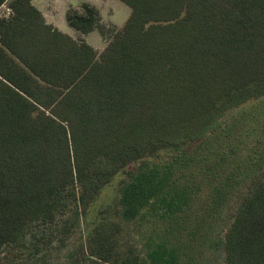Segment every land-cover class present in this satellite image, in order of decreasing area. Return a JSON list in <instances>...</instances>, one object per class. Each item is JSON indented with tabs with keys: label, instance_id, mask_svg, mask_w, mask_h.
Returning a JSON list of instances; mask_svg holds the SVG:
<instances>
[{
	"label": "trees",
	"instance_id": "trees-1",
	"mask_svg": "<svg viewBox=\"0 0 264 264\" xmlns=\"http://www.w3.org/2000/svg\"><path fill=\"white\" fill-rule=\"evenodd\" d=\"M120 1L130 14L98 53L47 23L32 0H0L11 9L0 16V253L59 213L78 215L116 170L153 157L122 183L121 214L165 224L148 264H189L180 233L198 217L194 180L213 178L223 190L264 156L261 104L224 118L264 95V0ZM66 21L80 34L105 33L87 2ZM203 134L211 150L225 149L209 164L214 175L185 171L187 149L157 159ZM223 245L225 264H264V178L242 199Z\"/></svg>",
	"mask_w": 264,
	"mask_h": 264
},
{
	"label": "rangeland",
	"instance_id": "rangeland-1",
	"mask_svg": "<svg viewBox=\"0 0 264 264\" xmlns=\"http://www.w3.org/2000/svg\"><path fill=\"white\" fill-rule=\"evenodd\" d=\"M69 2L76 5L70 8L79 5L78 0ZM99 4L103 12L101 23L105 29L104 34L98 30L89 34L75 32L68 26L61 8H57L56 22L62 23L58 26L66 30L67 34L70 33L72 38L84 39L98 53L107 46L114 33L122 28L130 14L129 8L119 0L103 1ZM6 8H9L7 4L0 6V16L8 13ZM256 104L262 105L260 111L264 116L263 95L251 98L240 106L230 109L224 118L232 119ZM206 142H208L207 135L203 134L201 137L188 139L180 148H162L156 157L159 160L167 159L187 149L185 171H193L194 176L199 171L214 175L207 171L209 164L211 161L219 160L225 149H220L219 152L211 150ZM198 145L202 147L198 148ZM205 149L210 150L208 156H205ZM154 160L156 158L153 157L140 159L116 170L110 182L104 184L97 196H85L84 204L87 205L85 207L81 205L78 215L68 210L59 213L56 221L49 228H34L26 241L3 249L0 253V264H103V261L98 259L102 256L109 260L105 264H120L123 260L130 262L134 259L137 264H148L147 252L152 246L153 239L164 230L165 224L145 216L135 219L124 218L119 204V190L124 180L137 170L144 168V165H151ZM235 161L236 163L230 161V164L234 167L239 166L240 159ZM239 176L233 175L234 179L223 190L222 182L219 183V191L215 189L216 184L211 185L213 178L204 180L207 176H199L194 180L192 191L199 189V192L193 193L190 197L192 208L197 210L198 214L196 222L200 224L197 225L195 222L191 225V223L183 222L184 229L180 233L189 264H225L223 245L225 233L244 196L264 178V156L253 171H246ZM218 177H222V164L215 179ZM210 193L214 195V198L210 197ZM183 218L185 216L183 217L182 213L180 222ZM192 226H197V233L193 238L186 235V229Z\"/></svg>",
	"mask_w": 264,
	"mask_h": 264
},
{
	"label": "crops",
	"instance_id": "crops-1",
	"mask_svg": "<svg viewBox=\"0 0 264 264\" xmlns=\"http://www.w3.org/2000/svg\"><path fill=\"white\" fill-rule=\"evenodd\" d=\"M59 1L60 0H51V1H48V0H32V3L42 12V14H43V16H44V18H45L47 23L53 25L54 27L58 28L62 32L68 33L66 30L61 29L60 26H58V25H62V23H60V24L56 23L57 22V15H58L57 14V12H58L57 8H61L63 10L64 16H65V19H66L67 10L70 7H74L76 5H73L71 2H69L70 0H61L60 2ZM103 1L109 2V0H78V3L80 5L83 2H87V3L95 6L98 9L100 17H101V15H103V12L99 8L100 7L99 3H102ZM120 2H122V1H120ZM129 10H130V8H129ZM75 32H77V31H75ZM90 33H92V32H90Z\"/></svg>",
	"mask_w": 264,
	"mask_h": 264
},
{
	"label": "built area",
	"instance_id": "built-area-1",
	"mask_svg": "<svg viewBox=\"0 0 264 264\" xmlns=\"http://www.w3.org/2000/svg\"><path fill=\"white\" fill-rule=\"evenodd\" d=\"M6 10L8 11V13L5 16H8L11 13V9L10 8H6Z\"/></svg>",
	"mask_w": 264,
	"mask_h": 264
}]
</instances>
